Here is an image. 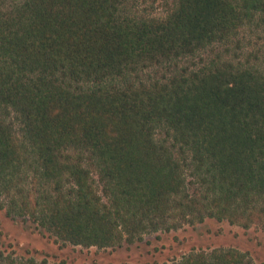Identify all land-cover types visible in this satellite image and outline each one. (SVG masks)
I'll return each instance as SVG.
<instances>
[{
	"label": "trees",
	"instance_id": "trees-1",
	"mask_svg": "<svg viewBox=\"0 0 264 264\" xmlns=\"http://www.w3.org/2000/svg\"><path fill=\"white\" fill-rule=\"evenodd\" d=\"M139 1L0 0V210L87 249L208 220L264 231V0Z\"/></svg>",
	"mask_w": 264,
	"mask_h": 264
},
{
	"label": "rangeland",
	"instance_id": "rangeland-1",
	"mask_svg": "<svg viewBox=\"0 0 264 264\" xmlns=\"http://www.w3.org/2000/svg\"><path fill=\"white\" fill-rule=\"evenodd\" d=\"M10 1V0H9ZM165 0H140L139 10L147 14L155 8L162 13ZM0 244L15 258L33 257L37 264H163L188 254L191 249H237L246 253L255 264H264V231L257 226L246 230L229 222L208 220L185 226L177 231L146 235L141 242L115 249L83 248L40 234L22 220L8 218L0 210ZM26 260V259H23Z\"/></svg>",
	"mask_w": 264,
	"mask_h": 264
}]
</instances>
